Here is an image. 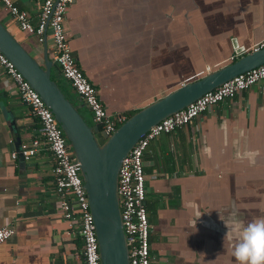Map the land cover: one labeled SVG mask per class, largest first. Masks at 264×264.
Instances as JSON below:
<instances>
[{
	"label": "crops",
	"instance_id": "1",
	"mask_svg": "<svg viewBox=\"0 0 264 264\" xmlns=\"http://www.w3.org/2000/svg\"><path fill=\"white\" fill-rule=\"evenodd\" d=\"M11 1L36 24L41 0ZM0 22L42 64L44 43L1 7ZM63 26L106 112L126 116L224 65L234 47L250 51L262 41L264 0H73ZM45 39L50 78L84 108L51 59L48 31ZM34 122L0 68V228L13 229L0 264H81L60 217L49 152L10 158L40 139ZM142 162L150 264H236L237 233L224 240L223 221L233 212L242 225L264 217V80L160 134Z\"/></svg>",
	"mask_w": 264,
	"mask_h": 264
},
{
	"label": "built area",
	"instance_id": "2",
	"mask_svg": "<svg viewBox=\"0 0 264 264\" xmlns=\"http://www.w3.org/2000/svg\"><path fill=\"white\" fill-rule=\"evenodd\" d=\"M72 1L41 0L35 25L29 22L27 13L13 5L11 0H0V7L16 23L21 32L35 36L38 43H43L46 32H49L51 59L56 64L61 77L88 111L92 123L100 132L109 136L127 118L124 114H107L97 97L96 89L76 66L63 26L65 12ZM262 48H264V39L254 45L250 51ZM238 56L230 57L229 61L235 60ZM0 68L4 76L10 80L17 97L29 108L30 116L39 123L40 128V139H31L21 144L17 152L10 154V158L15 159L20 156L24 161H28L42 149L49 152L52 160L53 189L58 195L60 217L66 223V235L71 234L73 238L75 235L73 231L77 230L82 242L80 255L84 264H99L95 229L82 186L79 164L73 158L62 130L39 95L1 53ZM263 80L264 64L223 82L152 126L121 160L117 172L116 196L128 264H150L149 225L144 206L145 176L142 162V155L148 144L160 134H169L188 125L213 105L225 98H232ZM12 235V228L8 226L0 228V244Z\"/></svg>",
	"mask_w": 264,
	"mask_h": 264
},
{
	"label": "water",
	"instance_id": "3",
	"mask_svg": "<svg viewBox=\"0 0 264 264\" xmlns=\"http://www.w3.org/2000/svg\"><path fill=\"white\" fill-rule=\"evenodd\" d=\"M43 43L42 64H39L0 22V53L52 112L73 158L79 164L95 229L99 264H128L116 196L121 160L135 142L160 120L234 76L264 64V48L244 51L234 47V53L239 55L235 60L207 69L202 75L139 107L106 136L97 126L85 123L79 107L72 104L50 78L52 62L47 58L46 39Z\"/></svg>",
	"mask_w": 264,
	"mask_h": 264
},
{
	"label": "clouds",
	"instance_id": "4",
	"mask_svg": "<svg viewBox=\"0 0 264 264\" xmlns=\"http://www.w3.org/2000/svg\"><path fill=\"white\" fill-rule=\"evenodd\" d=\"M231 215L233 218L223 221L227 228L224 240L237 233L232 250L236 264H264V217L242 225L235 212Z\"/></svg>",
	"mask_w": 264,
	"mask_h": 264
},
{
	"label": "trees",
	"instance_id": "5",
	"mask_svg": "<svg viewBox=\"0 0 264 264\" xmlns=\"http://www.w3.org/2000/svg\"><path fill=\"white\" fill-rule=\"evenodd\" d=\"M68 88H69V90L70 91H72L73 92V90L70 88V86H68ZM60 89V91L63 93V95L65 96V94H64V92H63V90H62V88H59ZM74 94V93H73ZM74 96L75 97H77L75 94H74ZM66 97V96H65ZM77 99L79 100V98L77 97ZM70 102H72V103H75V101L73 100V99H71L70 98V100H69ZM80 101V100H79ZM133 113H130V114H128V115H126V118H128L129 116H131ZM83 119V118H82ZM35 122L33 123V128H34V130H36V131H38L40 128H39V123L36 121V120H34ZM86 123V122H85ZM51 162H52V160H51ZM75 235H74V242H75V244H76V246L78 247V249L80 250V248H81V245H82V242H81V238L78 236V234H77V230H75ZM80 261H81V264H84V262H83V257L80 255Z\"/></svg>",
	"mask_w": 264,
	"mask_h": 264
},
{
	"label": "rangeland",
	"instance_id": "6",
	"mask_svg": "<svg viewBox=\"0 0 264 264\" xmlns=\"http://www.w3.org/2000/svg\"><path fill=\"white\" fill-rule=\"evenodd\" d=\"M79 113L81 115V117L83 118V120L89 124V125H93L92 121H91V116L88 113V111L85 108H80L79 109Z\"/></svg>",
	"mask_w": 264,
	"mask_h": 264
}]
</instances>
